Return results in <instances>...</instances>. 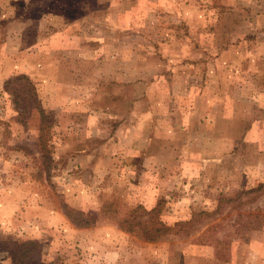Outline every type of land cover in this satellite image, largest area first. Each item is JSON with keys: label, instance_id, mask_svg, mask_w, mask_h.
Listing matches in <instances>:
<instances>
[{"label": "rangeland", "instance_id": "rangeland-1", "mask_svg": "<svg viewBox=\"0 0 264 264\" xmlns=\"http://www.w3.org/2000/svg\"><path fill=\"white\" fill-rule=\"evenodd\" d=\"M263 180L264 0H0V264H264Z\"/></svg>", "mask_w": 264, "mask_h": 264}, {"label": "trees", "instance_id": "trees-1", "mask_svg": "<svg viewBox=\"0 0 264 264\" xmlns=\"http://www.w3.org/2000/svg\"><path fill=\"white\" fill-rule=\"evenodd\" d=\"M3 90L12 97L13 110L21 115V117L31 113L34 109L42 113L38 90L26 74L19 73L7 78L3 83ZM39 129L40 133L36 145L39 147L41 152L40 157L42 158L49 152V149L47 148V142L44 137L42 126ZM79 149H81L80 154L87 153L86 150H83L82 146ZM263 188L264 180L256 186L240 189L237 191L236 196L240 197L243 195H249L250 193L257 194L260 193ZM233 199L234 198H229L228 200L230 201ZM164 203V200H161L150 209H147L142 204H135L130 209L129 214L121 221H118L117 224L119 228L125 231L139 229L144 237L150 242L156 241L159 237L165 234L172 232L176 233L180 231V229L175 228L173 224L162 218ZM81 224L86 225L87 223ZM35 245H37V241L34 239L22 241L19 244L18 249L13 253L11 262L13 264H22L24 259L29 256L28 252L32 250Z\"/></svg>", "mask_w": 264, "mask_h": 264}]
</instances>
